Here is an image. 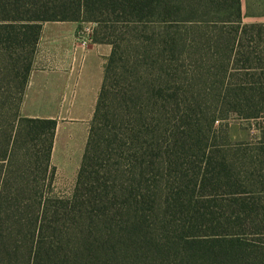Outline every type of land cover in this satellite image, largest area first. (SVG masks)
<instances>
[{
	"label": "rangeland",
	"instance_id": "obj_1",
	"mask_svg": "<svg viewBox=\"0 0 264 264\" xmlns=\"http://www.w3.org/2000/svg\"><path fill=\"white\" fill-rule=\"evenodd\" d=\"M80 1L0 0V264H264V28L238 26L232 0L81 14L116 43L104 113L124 143L97 145L76 194L19 112L28 25Z\"/></svg>",
	"mask_w": 264,
	"mask_h": 264
},
{
	"label": "crops",
	"instance_id": "obj_2",
	"mask_svg": "<svg viewBox=\"0 0 264 264\" xmlns=\"http://www.w3.org/2000/svg\"><path fill=\"white\" fill-rule=\"evenodd\" d=\"M242 21L264 23V0H240ZM81 22L42 26L20 115L54 120L50 166L57 184L75 185L104 81L111 46L97 43Z\"/></svg>",
	"mask_w": 264,
	"mask_h": 264
},
{
	"label": "trees",
	"instance_id": "obj_3",
	"mask_svg": "<svg viewBox=\"0 0 264 264\" xmlns=\"http://www.w3.org/2000/svg\"><path fill=\"white\" fill-rule=\"evenodd\" d=\"M78 15L74 18H57V17H51L47 19H36L35 23L33 25L28 26H34L30 28L34 29V35H33V43L34 46H37L40 33H41V25H38V22L42 21H74V22H81L84 21L81 17V14H84L86 16V21H92L96 22L99 25L103 24L105 20L97 19L94 17V15L91 14L93 10L100 11L102 8H107L108 11H111L113 14H116L117 20L112 21L111 23L121 21L122 19H125V21L130 22V17L135 16V12H138V16H143L145 13L149 12L152 13L151 10H156L157 7H159L158 0H81L80 3H78ZM230 12L231 16L234 15V18L236 19L234 22L238 24V26H241L240 24H243L242 21V15H241V1L240 0H232V5L230 6ZM90 14V15H89ZM137 16V15H136ZM247 27H260L264 28V23L261 24H252V25H244L242 28ZM97 31V30H96ZM98 32V31H97ZM95 42L102 43V44H108L113 47L111 50V54L107 59V62L105 64V73H104V81L101 88V92L99 95V99L97 102V107L95 110V114L91 123L89 138L87 141V145L85 148V153L83 156L82 164L79 169L76 183H75V193L79 194L83 189H85L88 181V174H89V168L92 167L93 161L96 157V148L97 145L102 141L104 144L108 143V146L110 147L111 144H116L119 142V146H121L124 143V140L119 137V131L117 129V126L114 125L113 130H106L107 123L106 120L108 118V115L104 113V110L106 107H108V90H109V80L110 75L112 71V66L114 64V58L116 55V43L109 39V36L107 37H101V38H95ZM237 47V50L241 47L240 40H236L234 43ZM239 47V48H238ZM264 66V64H263ZM31 66L27 69V75L22 87V93H21V101L23 99L25 87L27 84L28 75L30 72ZM260 69L263 71L264 67H260ZM255 89V88H254ZM256 90V89H255ZM262 90V88H261ZM263 92V91H262ZM20 113V112H19ZM19 117L21 118L22 122H25L28 124L29 129L27 130V140L30 142L34 141H42L43 143H46V149H45V165L46 170L48 169L51 174L53 173V169L50 166V159H51V153L53 148V139L56 131L57 123L54 120H47V119H30V118H24L19 114ZM117 121H125L124 128L125 130H129L130 122L129 117L127 118H116ZM106 130V131H105ZM127 132L125 133L126 136ZM122 135V133H121ZM203 259H206V256H201Z\"/></svg>",
	"mask_w": 264,
	"mask_h": 264
},
{
	"label": "built area",
	"instance_id": "obj_4",
	"mask_svg": "<svg viewBox=\"0 0 264 264\" xmlns=\"http://www.w3.org/2000/svg\"><path fill=\"white\" fill-rule=\"evenodd\" d=\"M84 31L87 33L91 32L90 29H85Z\"/></svg>",
	"mask_w": 264,
	"mask_h": 264
}]
</instances>
